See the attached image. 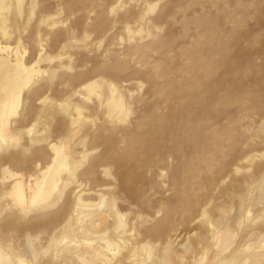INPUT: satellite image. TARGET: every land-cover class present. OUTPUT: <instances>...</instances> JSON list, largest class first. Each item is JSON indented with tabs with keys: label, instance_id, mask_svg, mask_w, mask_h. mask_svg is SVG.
<instances>
[{
	"label": "bare ground",
	"instance_id": "obj_1",
	"mask_svg": "<svg viewBox=\"0 0 264 264\" xmlns=\"http://www.w3.org/2000/svg\"><path fill=\"white\" fill-rule=\"evenodd\" d=\"M23 3L0 0V24L8 11L22 17ZM213 43L182 51L172 78L168 70L118 77L117 58L134 62L137 48L109 54L111 65H79L72 75L59 77L58 87L71 86L69 97L62 102L46 97V111L29 127L28 119L19 120L27 111L25 92L45 73L39 62L27 66L20 48L0 42V264H184L203 258L213 246L229 253L224 264H264V227L249 229L259 221L252 208L264 209V174L259 180L247 177L239 164L250 159L252 123L264 128V100L247 90L239 96L240 73L224 54L228 44ZM185 59H191L189 67ZM56 77L47 76L52 87ZM132 81L153 84L146 95L154 102L144 113L131 108L132 91L127 96L122 89ZM89 104H96L97 114L90 113ZM223 104L237 106L238 115H226ZM224 120L235 140L227 151L208 155H230L231 162H207L204 175L184 190L167 180L171 164L180 161L179 152L194 138L222 144L220 135L226 132L212 125ZM129 122L136 133L128 127H121L123 136L114 133L119 123ZM107 131L109 137L101 135ZM136 134L138 142L132 138ZM149 139L158 144L147 145ZM132 142L145 154L122 148ZM161 214L165 218L157 220ZM237 226L250 230L243 243ZM182 235H190L191 242H180L183 250L175 252L173 240Z\"/></svg>",
	"mask_w": 264,
	"mask_h": 264
},
{
	"label": "rangeland",
	"instance_id": "obj_2",
	"mask_svg": "<svg viewBox=\"0 0 264 264\" xmlns=\"http://www.w3.org/2000/svg\"><path fill=\"white\" fill-rule=\"evenodd\" d=\"M23 8L22 17H16L12 11L5 13V19L0 24V42L14 49L20 48V52L25 56V64L34 66L39 62V67L45 73L30 92H25L27 111H24L19 120L28 119L29 127L46 111L47 106L46 103L44 104L46 97L57 102L69 97L71 86L58 87L59 77L72 75L77 68L79 69V65L92 67L96 63L104 62L111 65L106 56H114L119 51L136 48L139 52L134 57V62H130L128 57L117 58L118 77L132 73L159 76L168 70L167 75L172 78L175 76V67L180 61L179 54L182 51L196 50L194 44H199L201 49L208 48L215 44H212L213 40L226 43L225 45L228 44L224 51L226 60L231 62L235 70L240 73L238 74L240 80L236 84L237 93L247 90L250 91V96L264 100V0H36L35 4H31L30 0H24ZM112 8H115L114 13L110 11ZM162 57L166 58L165 65L160 62ZM199 57L205 59L202 55ZM215 58L220 60L222 57ZM183 62L187 67L191 65V59H185ZM69 66L74 70L69 71ZM195 72V74L201 73L200 70ZM51 74L57 76L52 81L54 87L47 78ZM124 86L122 89L127 96L130 94L128 90L132 91V98L128 100L133 110L142 112L145 106L154 102L146 95L149 87H153L152 83L142 84L139 81H132ZM39 95L43 97L38 99ZM95 106L96 104H89L91 114H97ZM167 108L163 111L166 112ZM221 109L226 115H238L239 112L237 106L229 104L221 105ZM102 110L99 111V115L103 114L101 118L104 117L105 112ZM62 117L61 114L56 117L53 127ZM106 127L112 128V125L106 124ZM118 127L120 128L113 132L119 131L120 136L124 135L120 132L122 128L128 127L130 131L135 132L130 122L126 125L119 123ZM212 128L215 131L226 132V135H220L222 144L194 138L182 153L179 152L180 161L171 164L170 179L167 177V180L175 181L181 190L188 188L189 183L201 173L204 175L202 166L204 167L207 162L211 161L217 166L231 162L230 155L227 157L217 154L209 157L208 154H214L217 149L227 151L236 134L225 120L213 124ZM208 131L207 129L206 134ZM111 133L107 131L101 135L109 137ZM238 133L240 132L237 131V135ZM251 134L255 136V141L251 146L250 159L242 160L239 164L243 167L242 172L245 176L259 180L264 174L263 123L254 121L251 125ZM132 138L138 142L137 134ZM236 140L239 141L238 138ZM136 142L121 145L129 154H145L146 150H142L140 144ZM157 144L158 142L153 139L147 142L149 146ZM73 148L77 147L73 145ZM197 148L203 150L197 152ZM241 148L238 143L239 154ZM207 176L210 177V174L208 173ZM0 188H2L1 183ZM154 198L159 199L160 196L155 195ZM251 215L259 221L249 229L264 227L262 205L252 208ZM163 218L165 216L161 214L157 220ZM245 229L246 227L240 226L236 228L240 243L248 238L247 231L250 230L245 231ZM190 239V235H182L174 239L173 251L183 250L184 245L190 244ZM205 253L206 256L203 258L197 255L192 260H185L184 264H224L229 257V253L215 246Z\"/></svg>",
	"mask_w": 264,
	"mask_h": 264
}]
</instances>
